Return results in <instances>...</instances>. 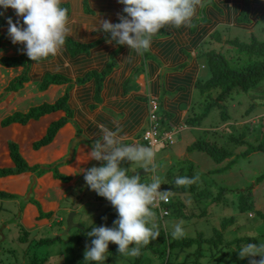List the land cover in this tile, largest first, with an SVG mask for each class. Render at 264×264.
<instances>
[{
  "label": "rangeland",
  "instance_id": "1",
  "mask_svg": "<svg viewBox=\"0 0 264 264\" xmlns=\"http://www.w3.org/2000/svg\"><path fill=\"white\" fill-rule=\"evenodd\" d=\"M62 1L67 2L68 0ZM83 5L82 7L86 10V14L98 13L97 10L92 8L88 10V4L85 3V0ZM247 28L248 30L237 27L228 28L229 30L226 31L225 38L236 37L240 41L248 43L250 34H253L258 40H264V16L260 17L256 23L247 26ZM102 37H104V33H101L100 38ZM220 47L221 43H214L211 45V48H217V51H221ZM229 51L232 55H236L237 57L241 56L238 54L237 48L231 47ZM62 53L63 52L55 57H51V59L53 58L51 61H47L50 60L48 58L37 62L31 60L28 62H33V65H39L40 68L53 66V72H48L46 75L45 84L47 85L45 88H42V83L44 81L43 77L40 80L33 81L34 78L30 75V67L28 69L25 67L24 69L16 67L7 70L2 69L0 71V87L4 89L3 93L0 94L1 119L15 112L22 113L31 107H38L43 104H54L56 98L64 94H67L69 97L73 87L81 86L89 81L87 80L84 83H76L72 80L70 82H50L56 72V67H54L55 62ZM85 54L88 55L89 52ZM26 56L25 54V57ZM70 57L72 58L73 56ZM44 63H47V65H44ZM78 66H81V64ZM22 71L25 73L27 72V81L23 83L18 91L14 92L17 94L16 97L13 100H9L8 96L4 94L7 91L10 92L7 90V86L15 77L22 73ZM89 71L90 70L85 72L84 75L88 74ZM136 74L134 69L130 71V74L126 77L123 84L124 92H126V88L131 90L133 87L132 82L130 84L128 83ZM207 74L208 70L203 71L202 80H205L209 76H207ZM60 75L66 77L62 73ZM26 84L29 85L26 97H20L19 94L26 88ZM127 84L128 86H126ZM92 103V106L89 107L90 110L97 109L101 106L95 97ZM93 105L95 106L93 107ZM148 108L149 106L147 105V113ZM221 108L224 110V113L228 115L227 119H221V109H213L199 127H187L183 129L184 131H182V133H174V144L165 146V149L156 152L153 161L157 166L156 173L150 170L151 166H148L149 171L146 173L141 163L125 162L122 164L123 167L128 168L129 174H133L134 172L139 174L142 172L140 174V179L143 183H149L153 175H159L161 181L167 184L169 183V186H171L172 195H176L175 197L179 203L178 208H176L177 211H173L172 204H170V206H168L169 214L166 217L161 218L158 211L152 208L155 215L150 218L148 226L152 227L155 225L159 233L163 232L164 235L167 234L173 237L172 232L174 231L175 225L183 221L182 228L184 230V237H195L197 233H202L204 238H209L212 236L213 227L220 230L221 221L224 218L233 216L235 217V223L233 226L227 227L224 231L223 237L225 241L231 242L233 239L245 235L264 236V225L262 222L258 221L257 217L251 219L253 218L252 212L241 213L238 210V196L236 193V189L244 190L248 187H253L251 197L253 204L255 208H260L264 212L263 182L257 185L254 184L256 177L260 174H264V154L252 152L245 157H240L235 160L231 168L221 172L219 169L226 166L227 161L218 164L205 152L197 150L186 151V147L195 140H209L215 142L218 146L227 147L228 150H231L234 154H239L245 151V147L247 146L233 143L227 139L228 136L235 134L234 132H242L245 134V138L248 142H255V140H250L248 137L253 138L252 129L261 128L259 126L261 124L260 121H264V79L248 90L242 91L236 89L223 103ZM50 118L51 115L48 116L46 114L39 120H32L24 125L17 124L16 126L0 127V141L14 138L18 146L21 147L32 139H40L45 133V131H43V135L40 134L42 131L41 125L46 121H50ZM256 120H258V122ZM54 121L55 119L50 123L48 122L45 127H48ZM224 121H226L225 124H223ZM145 128L143 130L138 128L135 131L136 135L133 137L134 141L140 143ZM76 132V125L69 120L67 125L56 131L52 143L42 149L43 157L45 158L48 153L54 149L63 151V153L69 152L70 154V148H68L67 144L68 135ZM97 133H99L98 130ZM78 137L85 139L81 141L84 145H89L91 148L93 147L94 144H92V141L88 140L89 137L85 135V133L80 134ZM8 152H11L10 148H8ZM67 154L68 153H66V155ZM167 155H169V161H166L167 158L164 157ZM184 157L193 164V175L199 176L194 192H188L186 190L181 192L180 186L175 184L176 178L180 176L178 168H183L184 174L186 170H189V164L184 161ZM0 160L6 161V155L3 151L0 154ZM58 161L59 158L51 163H49V161H44L43 167H51L53 169V167L57 166ZM68 162L69 164L72 163L71 160ZM93 165L99 167L100 162L94 161L92 166ZM165 170L169 171L167 173V178H165V173L163 174ZM57 171L60 172L59 167L55 170V172ZM37 173L42 176L45 170L40 172L37 170ZM28 180L27 174L24 173L19 177L13 175L0 177V193L18 194L15 199L11 200L0 197V264H24L34 257L44 259L45 264H87L89 261L84 260L85 247L86 245L90 246L91 240L94 239V237H89L87 233L92 230V227H99L101 225L112 227L113 221L118 218L116 210L111 206L109 201L98 196L95 191L90 190L82 176L81 180H78L80 183L77 184L76 187L74 186V189L69 188L72 191L60 204L56 213L51 211V215L44 216L48 219L49 223L42 227L31 229L30 224L27 227L20 219L21 211L23 212L24 209L27 208V198L30 194L29 190L34 186L33 178ZM23 183H28V186L25 185L26 189L24 196H20L17 192L19 191L20 185H23ZM49 186L50 183L46 182V189H48ZM220 188H226L232 192H227L224 196L218 198V202H214L213 200L216 198V193ZM175 197L172 198V202ZM34 198L35 194L31 193L29 200L34 201ZM41 209L44 211V208ZM201 211H205L206 214L201 215ZM190 214H192V216H187ZM69 215H71L72 225L68 230L67 219ZM20 229L26 230L27 234H22L23 230ZM156 240L157 239L146 245V248L141 252L138 260H136V257L109 251L105 254L107 258L104 264H218L217 257L211 258L210 262L207 261L209 256L213 254V249L206 246L202 247V252L207 253L208 257H206V259L200 258V260L196 262L195 252L198 248L196 244L190 248L179 247L172 249L167 256V251L162 248L160 243H156ZM113 246L116 245L110 242L109 247ZM242 246L244 245L242 244ZM255 259L259 260L260 257L257 256ZM94 264H96V262H94ZM243 264H249V260L244 261Z\"/></svg>",
  "mask_w": 264,
  "mask_h": 264
},
{
  "label": "crops",
  "instance_id": "2",
  "mask_svg": "<svg viewBox=\"0 0 264 264\" xmlns=\"http://www.w3.org/2000/svg\"><path fill=\"white\" fill-rule=\"evenodd\" d=\"M205 1L206 0H202V6L197 8L196 14L192 18L190 25H182L180 27L165 25L162 32L159 33L158 31L153 36L148 50L137 52L136 50L130 49L127 45H121V49L114 57L115 65L102 80L98 96L99 100H97L101 105L99 108L89 109L95 97L96 83L93 78L88 79L89 81H85L86 83L81 86L72 88L67 102L71 112L73 110L74 113L72 112V116L69 120L76 125L77 132L68 135L67 144L68 148H70V154L69 152L63 153V151L54 149L49 152L45 158L43 157L42 149L52 143L54 136L50 143L38 149L33 148V144L45 136L48 128L45 127V125L62 116V112L58 114H47L48 116L51 115V118L50 121H46L41 125L42 131L40 134L43 135V131H45V133L40 139H32L21 147L18 146L14 138L0 141V154L3 151L6 155V161L0 160V169L8 166L10 167L12 164L10 152H8L10 144L16 146L18 154L28 166H37L38 171H43V169H45V173H43L42 176L37 173V171L24 173L27 174L29 180L33 178L34 186H32L31 193L35 194L34 201L29 200L31 193L29 194L27 198V208L20 213V219L27 227L30 224L31 229H34L49 223L48 220L39 218L37 209L33 206V202H37L39 207L41 204L40 209L44 208V211L41 209L43 213L51 211L56 213L60 204L72 191L69 188L76 187V185L80 183L78 180H81L83 173L80 172L79 169L92 166L94 162L92 160L83 164H78L77 162L78 156L91 150L89 145L86 146L81 142L83 140L78 137L80 134L85 133V135L89 137L88 140L92 141V144H94L95 140L99 139L101 135L97 133V124L102 123L111 129L114 127L113 122L118 121L123 129L122 135H126L127 137L125 142H136L133 137L136 135L135 131L138 128L141 130L145 125V116L147 117L148 114L147 101L149 98L161 99L160 103L162 108L170 114H174L171 123L173 122V124H176L178 119L185 116L191 101L197 97L194 88L197 78L202 79L203 71H207L205 59L204 57L200 59L199 55L211 48L212 44L207 43L211 33L215 30H220L222 31V37L226 39L225 31L229 30L228 28L237 27L248 30L246 25L236 24L244 0H213L211 5L208 4L204 6L203 3ZM62 3H66L69 6V27L74 33V35H70L69 38L75 42L93 44L88 50V55L81 53L72 58L70 57L68 48L63 46V53L55 62V74L60 75L62 73L68 79L75 82L77 78H81L88 70L100 72L107 65L109 54L117 47L116 43H106V33H104V37L100 38L103 32H93L89 30L93 27L97 15L100 19H108L112 23H118V14H122L123 5L118 4V0H85V3L88 4V10L92 8L98 11L96 14H86V10L82 7L84 6V0H68L67 2L62 1ZM258 8L259 6H251L252 12L250 18L253 20V24L262 16V14L258 12ZM8 17H11L14 23L18 19L15 11L11 8H9L4 15L5 25L1 33L6 39L0 44V57H13L24 54L23 44H13L11 42V38L8 35ZM199 18L205 19V22L196 23L194 29L191 30L192 23ZM49 59L50 60L47 61H51L53 58L51 59V57H49ZM33 64V62L28 63L30 75L34 78L33 81L40 80L42 77L44 78L48 72L52 73L54 69L52 65L40 68L39 65ZM79 64H81V66H78ZM44 65H47V63H44ZM2 69L7 70L8 68L0 66V71ZM19 69L21 68L19 67ZM132 69H134L137 74L128 84L132 82L133 87L131 90L126 88V92H124V81ZM128 84L126 86H128ZM28 88L29 85L26 84V88L20 92L19 96L26 97ZM3 91L4 89L0 87V94H2ZM4 94L8 96L9 100H13L17 95L13 91H7ZM58 98H56L54 102ZM95 105H93V107ZM44 116L45 115L38 119H30L27 122L39 120ZM175 116L177 117L175 118ZM5 118H0V123ZM27 122L11 123L7 126H1L0 124V127L16 126L17 124L24 125ZM67 123L65 125H67ZM66 153L69 155H66ZM164 157L167 158L166 161L170 160L169 155ZM58 158L59 161L57 166L53 167V169L49 167L50 169L46 170L48 168L43 167L44 161H49V163H51ZM70 160L72 161L71 164L68 162ZM58 167L60 172L57 171L56 173L68 177L69 181L62 183L60 180L54 178V171L57 170ZM21 174L13 176L19 177ZM46 182L50 183L48 189H46ZM25 185L28 186V183L20 185L19 191L17 192L20 196H24L25 194ZM10 195H12V197L9 198V200L15 199L18 194Z\"/></svg>",
  "mask_w": 264,
  "mask_h": 264
},
{
  "label": "clouds",
  "instance_id": "3",
  "mask_svg": "<svg viewBox=\"0 0 264 264\" xmlns=\"http://www.w3.org/2000/svg\"><path fill=\"white\" fill-rule=\"evenodd\" d=\"M118 3L124 6L123 14H118V23L97 15L89 31L106 33V43L127 45L137 52L148 50L153 36L165 25H190L197 8L202 6V0H118ZM61 4L62 0H0V9L11 8L18 17L15 23L11 17L7 18L11 42L23 44L24 54L31 61L57 56L67 37L74 35L69 27L68 9ZM2 15L4 12L0 11ZM113 124L111 129L97 124L100 138L90 151L77 157L78 164L90 160L100 162L99 167L93 165L79 170L88 188L109 201L118 217L112 227H92L87 233L94 239L85 247L84 260L96 264H104L110 242L118 246V253L138 257L142 246L159 237L156 226H148L155 215L152 208L158 206L159 201L167 203L172 195L171 190H160L159 175L143 183L137 172L129 174L128 168L122 166L125 162L141 163L143 169L149 171L148 166H151L150 170L156 173L157 166L153 163L156 152L152 146L139 142L126 143L127 137L122 135L119 122ZM198 180V175L177 177L175 184L192 185ZM182 224L183 221L175 225L173 238L184 235ZM238 255L240 259L249 258V264H264V243H248L239 249ZM257 256L259 260L255 259Z\"/></svg>",
  "mask_w": 264,
  "mask_h": 264
},
{
  "label": "trees",
  "instance_id": "4",
  "mask_svg": "<svg viewBox=\"0 0 264 264\" xmlns=\"http://www.w3.org/2000/svg\"><path fill=\"white\" fill-rule=\"evenodd\" d=\"M252 5L259 6L258 12L261 13L262 16H264V0H244L243 7L236 20V24L246 25V26H250L253 24V22H251L253 20L250 18V14L252 12L251 9ZM61 6L67 8L69 13V6L66 3H62ZM8 9L6 11L0 9V11H3L5 15ZM4 15L0 16V44L4 41V39H6L1 33V30L5 25ZM199 22H205V19H201V18L196 19L192 23L191 30H193L195 24ZM163 29L164 27H162L159 30V33L162 32ZM105 38H108V34L105 36ZM207 43L208 44L221 43V47H220L221 51H217V48H209L207 51L202 53L200 51L201 54L199 55V58L202 59L204 57L209 76L205 80L197 78V81L194 86L197 97L196 99L194 98L191 101V104L188 107V111L186 112L185 116L182 117L181 119H178L176 121L177 122L176 124H173V122L171 123L174 114L172 115L169 112H167L165 109H163L160 103L161 99L158 100L155 98L158 103V108L155 114L160 116V121H159L160 130H161V132L159 131L160 134L165 131H173L174 133L181 132L183 129H186L187 127H199L213 109H221L220 110L221 119L223 120L227 119L228 115L224 113V110H222L221 107L223 103L232 95V93L236 89H240L242 91L248 90L249 88L259 84L264 79V40H258L253 34H250V39L248 43L242 42L236 37L226 38L223 40L222 31L215 30L211 33ZM64 46L68 48L70 56H76L80 53L88 52V50L93 46V44H84V43L75 42L71 40V38L67 37ZM116 46H117L116 49L109 54V61L107 65L104 67V69H102L100 72L94 70L90 71L88 72V74L84 75L81 78H77L75 80L76 83H84L88 79L94 78L96 83V88H95L96 100H99L98 96L101 89L102 80L109 73L110 69L115 65L114 57L115 55L118 54L119 50L121 49V45L116 44ZM231 47H234L235 49L237 48V52L241 56L237 57L236 55L230 54L229 48ZM29 61L30 59L28 58V56L25 57V54L13 56V57L2 56L0 57V66L8 69L16 68V67H21L23 69L25 67L26 69H28ZM23 71L17 77H15L14 80H12L9 83V85L7 86V90L16 92L19 90V88L22 87L23 83L27 80V76H26L27 72L25 73ZM46 75L43 78L44 81L42 83V88H45L47 85L45 84ZM70 81H71L70 79L66 77H62L57 74H54V77L50 80V82H70ZM67 99H68V95L64 94L63 96H60L54 102V104H43L38 107H31L25 113H14L8 118L2 120L0 124L1 126H7L11 123H25L30 119H38L39 117L46 114H53V113L58 114L59 112H62L63 115L57 118L54 122H52L48 126L45 136L41 140L33 144V148L38 149L50 143L56 131L59 130L62 126H64L71 118L72 112L68 107ZM176 117L177 116H175V118ZM145 118H146V121L144 123L145 125L142 127L141 130H143L145 127H146L145 130L148 128L149 120L146 116ZM256 121L258 122V120ZM225 123L226 121H224L223 124ZM260 123L261 124L259 126L261 128L252 129L253 138L248 137V139L250 140L252 139L255 140V142L253 143L248 142V140H246L245 138V134L242 132L240 133L234 132L235 134H232L231 136L227 137V139H229L233 143L247 146L245 147V151L239 154H234L231 150H228L227 147L218 146L215 142L209 140L208 141L195 140L186 147V151L197 150V151L205 152L214 162L218 164L227 161L226 166L219 169V171L224 172L227 169L231 168L235 163V160L240 157H245L252 152L255 153L260 152L264 154V121H260ZM173 142L165 143L163 147H160L158 150H155V152L165 149L164 148L165 146H170L174 144ZM140 143L145 146H150L147 141L143 140V137ZM10 149H11L10 159L12 160V164L10 167L8 166L3 169H0V177L37 171L38 169L37 166L30 167L21 158L14 144H10ZM184 161L187 164H189L188 166L189 170H186L187 172L185 171L184 174L183 168H178V170L180 171L179 177H184V176L189 178L195 177L193 175L194 171H192L193 164L190 163L186 159V157H184ZM49 169L50 168L46 170ZM168 172H169L168 170L163 171V174L165 173V178H167ZM54 178L60 180L62 183L69 181L68 177L61 176L56 172ZM262 182L264 189V174H260L259 176H257L254 181V184L257 185ZM195 186L196 183L192 185L180 186V190L181 192H183L184 190L188 192H194ZM252 188L253 187H248L244 190L236 189V193L238 196L237 208L241 213L252 212L253 218L251 219L257 217L258 221L262 222V224L264 225V212L260 208L257 207L255 208V205L253 204V200L251 199ZM171 189L172 188L171 186H169V183L167 184L162 181L160 190L163 191V190H171ZM227 192H232V191L227 190L226 188H220L216 193L215 196L216 198H214L213 201L218 202V198L220 196H224ZM175 196L176 195H171L169 201L167 203L162 204V208L167 212V214L164 215L163 217H166L169 214L168 206H170V204H172L173 211H177L176 208H178L179 203ZM0 197H5L9 199L12 197V195L7 193H0ZM173 197H175V199L172 202ZM33 204L37 209L39 218L40 219L44 218L45 220H48L44 216H48L49 214L51 215L52 213L46 212L43 214L38 203L33 202ZM205 214H206L205 211H201V215H205ZM187 216H192V214ZM234 223H235V217L231 216L229 218H224L220 223L221 229L219 230L213 227L212 236L209 238H204L202 233H197L195 237H184L183 235L181 238H173L167 234L164 235V233L161 232L159 233V237L157 238L156 243H160L162 248H164L167 251V256L172 251V249H176L179 247L190 248L196 244L198 246L195 252L196 262H198L200 258L206 259V257H208L207 253L202 252V247L206 246L208 248L213 249V254L209 256V259L207 260L208 262H210L211 258L217 257L218 264H241V263L243 264V262L248 261L249 258H244V259L239 258L238 251L242 247V244L246 245L248 243H256V244L264 243V236L245 235V236L237 237L233 239L231 242H227L224 240L223 237L224 231L226 230L227 227L233 226ZM22 234H27V231L23 230ZM117 248H118L117 245L113 247H108V252L110 251L112 253H118ZM144 248H146V246L141 247V252L144 250ZM153 253L155 254L154 251ZM139 258L140 255L136 257V260H138ZM24 264H45V260L38 257H34L29 262ZM87 264H94V262L89 261Z\"/></svg>",
  "mask_w": 264,
  "mask_h": 264
},
{
  "label": "built area",
  "instance_id": "5",
  "mask_svg": "<svg viewBox=\"0 0 264 264\" xmlns=\"http://www.w3.org/2000/svg\"><path fill=\"white\" fill-rule=\"evenodd\" d=\"M148 120L149 125L148 128L143 133V140L147 141L150 146L154 148V150H158L160 147H163V145L167 142L172 143L173 142V131H165L163 133H159L160 130V116L156 115V111L158 108V103L155 98H149L148 101ZM164 202L159 201L158 206L153 207V209H156L160 215V217H163L167 214V212L162 208V204Z\"/></svg>",
  "mask_w": 264,
  "mask_h": 264
},
{
  "label": "water",
  "instance_id": "6",
  "mask_svg": "<svg viewBox=\"0 0 264 264\" xmlns=\"http://www.w3.org/2000/svg\"><path fill=\"white\" fill-rule=\"evenodd\" d=\"M212 1H213V0H206V1L203 3V5L205 6V5L211 4ZM80 139L85 140V139L82 138V137H81ZM141 173H142V172H140L139 175H140ZM146 173H147V171H146ZM31 191H32V188H30L29 192L31 193ZM71 222H72L71 215H69V217H68V219H67V228H68V230L70 229V226L72 225Z\"/></svg>",
  "mask_w": 264,
  "mask_h": 264
}]
</instances>
